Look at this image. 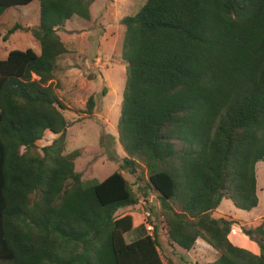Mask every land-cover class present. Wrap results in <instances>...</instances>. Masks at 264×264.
Instances as JSON below:
<instances>
[{
  "label": "trees",
  "instance_id": "1",
  "mask_svg": "<svg viewBox=\"0 0 264 264\" xmlns=\"http://www.w3.org/2000/svg\"><path fill=\"white\" fill-rule=\"evenodd\" d=\"M38 1L39 25L29 30L40 53L0 58V263L166 264L153 222L152 234L126 241L141 226L129 209L154 198L171 245L191 251L203 240L218 254L208 264H264V225L213 216L224 200L246 212L259 205L264 0H147L123 19L125 156L102 181L76 171L79 150L64 154L67 106L54 83L69 52L58 30L74 17L90 21L96 0ZM33 2L0 0V16ZM20 29L0 32V40ZM97 104L90 96L86 113ZM46 132L59 137L41 155ZM147 209L153 218L156 208ZM234 226L259 255L230 241Z\"/></svg>",
  "mask_w": 264,
  "mask_h": 264
},
{
  "label": "rangeland",
  "instance_id": "2",
  "mask_svg": "<svg viewBox=\"0 0 264 264\" xmlns=\"http://www.w3.org/2000/svg\"><path fill=\"white\" fill-rule=\"evenodd\" d=\"M146 1L96 0L90 8V21L74 17L58 30L69 51L59 60L54 80L58 86L57 92L67 106L63 111L69 123L64 154L76 150L81 152L75 167L85 181L104 180L119 169L125 156L118 141V125L127 79L126 63L122 59L126 32L123 19L136 15ZM39 17L38 0L28 6L9 9L0 16V32L3 35L17 24L23 27L12 34L8 41L0 40L1 59H5L12 50L33 49L40 53V45L29 30L39 25ZM92 95L98 96V104L94 114L89 115L86 113V103ZM45 135L49 145L59 137L47 133ZM40 142L37 143V150L43 155ZM256 169L258 207L246 212L237 209L230 200H224L214 212L215 218L234 219L232 217L236 216L241 220H235L241 221L247 228L264 225V162L258 163ZM125 177L134 189H138L137 177L128 173H125ZM148 205L156 208V215L151 219H146ZM129 210L134 212L138 226H141L126 235L127 243L150 234L145 224L153 222L159 226L160 254L166 264H208L218 258L217 252L203 240H199L191 251L168 243L162 231L160 205L154 198H150L148 203L141 201ZM234 228L239 230L240 227H232L230 234H234ZM240 232L243 234L242 230Z\"/></svg>",
  "mask_w": 264,
  "mask_h": 264
},
{
  "label": "crops",
  "instance_id": "3",
  "mask_svg": "<svg viewBox=\"0 0 264 264\" xmlns=\"http://www.w3.org/2000/svg\"><path fill=\"white\" fill-rule=\"evenodd\" d=\"M46 133L47 134H52L51 132H46ZM232 218L241 220L240 218H236V216H233ZM240 230L241 229L239 228V230L237 231V233L234 232V234H230V236H229L230 241L234 245H236L238 247L247 249V250L253 252L256 255H259L260 254V249H259L258 245L256 243L252 242L244 234H241Z\"/></svg>",
  "mask_w": 264,
  "mask_h": 264
},
{
  "label": "built area",
  "instance_id": "4",
  "mask_svg": "<svg viewBox=\"0 0 264 264\" xmlns=\"http://www.w3.org/2000/svg\"><path fill=\"white\" fill-rule=\"evenodd\" d=\"M52 135H55V134H52ZM48 140H46V135L44 136V138L41 140V142H40V144L42 145V149L44 148V147H46L47 145L49 146V142H47ZM43 144H45V145H43ZM145 214H146V219H148V217H150V215H151V213L149 212V211H145ZM147 224H145L146 225V228L147 229H150L149 231H151L150 232V234H152V231H153V228H152V225L150 224L149 225V223L148 222H146ZM238 230L237 229H235L234 228V230H233V232L232 233H236Z\"/></svg>",
  "mask_w": 264,
  "mask_h": 264
}]
</instances>
